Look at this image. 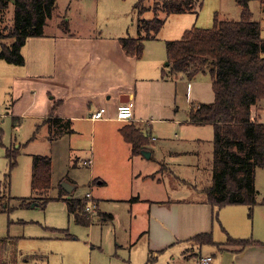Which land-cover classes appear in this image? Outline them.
Instances as JSON below:
<instances>
[{
    "label": "rangeland",
    "instance_id": "rangeland-1",
    "mask_svg": "<svg viewBox=\"0 0 264 264\" xmlns=\"http://www.w3.org/2000/svg\"><path fill=\"white\" fill-rule=\"evenodd\" d=\"M94 1L56 0L52 19L49 18L47 22L50 19H56V14L59 15L57 16L58 19H61L63 11L73 8L75 4L80 5ZM135 1L98 0L97 3L94 2L95 7L100 2V14L95 16L97 24L94 23L93 25L94 28H97L96 32L104 34L111 31V27H118L119 30L125 31L127 36H131L138 33L136 27L138 24L139 32L145 34L139 18H152L154 16L153 8L158 7L159 3L156 0H144L141 5L149 8L142 15H139L138 12L142 6L139 5L138 8L134 9L132 4ZM195 3V9L192 11L168 15L164 11L157 12L159 17L165 18V23L155 40L148 41L147 50L145 49L147 56L161 50L164 51V41L178 39L182 34L181 31L185 28L211 26L215 12L221 18L229 19H238L241 12L240 5L236 0H195ZM249 9L253 18L259 20L261 36L264 38V0H249ZM13 12L14 6L10 3L9 7L0 14V31L3 34L9 31ZM113 31L118 33L116 32L117 29ZM6 41L12 42V39L8 38ZM16 65L0 58V77H2L0 78V111L4 113H6V102H10L12 99L10 92H2L1 90L13 89L10 87L11 79H9L6 71L4 74L1 73L5 66L16 68ZM203 78L211 79L209 75ZM195 88L193 87V89ZM207 93L211 96L212 88L211 90H180L176 104V117H187L190 104L198 101V95L205 97V100ZM254 106V113L260 114L261 121H264V97L259 99ZM38 126L29 124L27 121L20 123L5 117V122L0 127V140L11 146L13 142L12 147L18 149L17 162L11 169L7 182V193L11 197L6 191L0 195V206L6 207L7 210L0 212V239L6 238L4 249L5 255L7 254L6 261L2 264H166V257L162 253H157V257L152 253L148 255L145 234L137 238L142 229L145 228L147 221L148 207L146 202L137 205L132 199L135 197L126 199L131 195L142 193L144 189L148 190L150 179L144 181L143 179H135L131 172L132 159H128L127 156L122 158L121 151L117 153L114 149L115 146L112 143L108 144L103 139L106 131L104 123H97L95 125L97 127L92 130L90 121H82L79 123V129L71 135L69 133L60 134L55 129L50 131L47 123L45 126L41 125L39 129ZM169 126L167 124L160 127L158 123L152 125V131L148 138L150 137L149 146L153 149V158H144L140 155L137 157V160H140L139 167L142 166L143 172H153L157 168V163L154 160L165 157L164 162L167 163L168 167L163 168L157 175L162 173L161 176H163L164 174L163 181L169 184L167 195L177 193L178 195H191L192 198L205 195L206 193L199 188H204L212 183V130L202 129L204 134L201 135L204 144L199 145L195 151L196 145H191V141H188L190 139L187 140L188 142L180 141V138L184 136L195 135L194 129L177 127L171 130ZM92 131L95 133V141L93 134V146L90 139ZM60 136L64 137L60 138ZM59 138L60 140H57ZM170 149L185 152L168 155ZM34 155H47L52 158L51 185L41 191L34 190L31 185ZM130 156L134 158L132 153ZM90 157L93 169L96 168L98 172L105 174L104 185L107 184V186L100 192L108 191L109 194L119 195L117 197H122V199H107L102 200V202L100 200L104 204L101 206L100 203L99 211L111 210L114 215L112 221H110L111 219L97 221L99 217L96 215L95 208L94 212L88 213L92 222L90 225H85L74 220L73 215L68 213L65 201L62 198H57V196L63 192L61 191V181L70 180L71 177L76 178L77 184L70 192L65 191L64 196L83 197L90 190L91 186L88 181V166L90 165L84 163ZM126 158L129 160L128 171H125L122 166L126 162ZM197 167L200 171L197 170ZM170 169L173 172L168 175L167 172ZM7 171L8 167H6V160L4 159L0 162V179L5 176ZM198 180L200 182H197ZM256 183L264 195V167H257ZM100 185L95 183L92 187V191L97 197L99 196L96 192L98 188L96 186ZM32 196L34 198H31ZM21 198L38 199V204L21 206ZM223 208H228V206ZM223 208H220L218 212L220 223L215 221L214 224L217 238L223 237L225 239L227 234L221 228ZM230 210L233 209H226L222 214L229 227L233 228L235 225L231 224L236 223H232V216L239 214ZM248 215L246 211L245 217L250 219L251 216ZM257 231L258 228L255 233ZM255 235L264 237V226H261L258 234ZM251 238L253 237L251 236ZM120 241L123 242L122 246L119 245Z\"/></svg>",
    "mask_w": 264,
    "mask_h": 264
},
{
    "label": "crops",
    "instance_id": "crops-1",
    "mask_svg": "<svg viewBox=\"0 0 264 264\" xmlns=\"http://www.w3.org/2000/svg\"><path fill=\"white\" fill-rule=\"evenodd\" d=\"M94 2L97 3L98 0ZM94 2L75 4L73 8L64 10L62 16L65 15L66 29L62 27V18L58 19L57 16L59 15L56 14V19L51 20V18L47 22L44 35L27 38L21 48L25 62L22 65H16V68L5 66L1 74L6 71L9 79H11L10 87L13 90H1L2 92H10L12 100L5 104L6 113L0 111V127L4 124L5 117L20 123L27 121L29 124L39 125L38 129L41 125H46L47 118H60L61 122H70L72 131L68 133L71 135L79 129V123L82 121H90L92 130L97 127L95 126L97 123H104L106 131L103 139L108 144L112 143L117 153L121 151L122 158L127 156L128 159H132L131 172L135 179H143V181L150 179L148 190L144 189L142 193L138 191L139 193L136 195L126 198L129 200L135 197V204L140 205L146 202L148 207L145 228L137 237L146 235L148 255L152 253L157 257V253H162L166 257V264H199V259L207 255L212 256L209 264H264V237L255 235L258 234L260 227L264 226V204L254 205L250 212L246 204H227L217 208L209 203L206 194L196 198H192L191 195H178L177 193L167 195L169 184L163 181L164 174L163 176H161L162 173L157 175L163 168L168 167L167 163L164 162L165 157L154 160L157 163L155 171L143 172L142 166L139 167L140 160H137V157L142 154H133L131 144L123 138L120 132V129L127 125H134L138 128L147 137V143L143 149L150 151L149 158L152 159L153 149L149 146L150 137L148 138V135L151 133L154 123L160 124V127L169 124L171 130L177 127L194 129L195 135L184 136L180 138V141H191V145H196L195 151L199 145L204 144L201 135L204 134L202 129L207 131L211 129L212 140H210L212 141L213 158V125L211 123L192 122L188 114L187 117L178 118L175 113L180 90H211V79L203 78L208 75L203 76L202 73H200L202 75L197 74L192 79L186 78L182 72L171 73L168 63H166L168 62L167 40L164 41V51L158 48L161 51L147 56L145 49L147 50L148 41L155 40L160 31L154 38L144 41L143 56L138 58L126 54L120 43V38L127 36L125 31L119 30L118 27H111V31L104 34L96 32L97 28H94L93 25L96 23L95 16L100 14V2L97 7L94 6ZM142 14L143 12L139 15ZM181 26L184 27V25ZM136 27L139 33L138 24ZM115 29L118 30L116 31L118 33L113 31ZM183 31L181 32L183 33ZM138 33L131 36L136 37ZM193 87L197 88L193 89ZM209 95V93L206 94L205 100V97L198 95V101L193 104L211 102L214 95L213 93L211 96ZM127 100L133 102L134 119L131 121L115 120L113 116L116 105ZM101 106L107 110V119L89 120L88 114ZM254 108L253 105L251 107V119L264 122L261 121L260 114L254 113ZM93 134L95 141V133L92 131L90 134L92 146ZM63 137L60 136V138ZM152 138L155 137L152 136ZM12 146L0 140V162L5 159L6 167H9V160L5 153ZM180 152L185 151L170 149L168 155H176ZM130 153L134 155V158L130 156ZM127 158L126 162L122 164L125 171L129 170V168L127 169L129 161ZM50 159L52 171V158L50 157ZM88 169V181L91 186L88 191H90L91 198L96 205V215L99 217L97 221L101 220L100 215L104 213L111 214L110 221H112L114 216L112 211L106 209L110 211L100 212V203L102 200L122 199V197L109 194L108 191L100 192L107 186V184L104 185V172L100 173L96 168L94 170L92 160ZM197 170L200 171L199 168ZM256 171L257 168L255 170L257 199L261 200L264 195L256 183ZM172 172L170 169L167 173L170 175ZM3 179L4 176L0 179V194L3 189L1 186ZM68 181L75 188L76 178L71 177ZM95 183L96 185L101 184L96 186L99 197L92 191ZM199 190L204 191L205 187H200ZM67 197L77 198V196ZM37 204L38 199H33L30 206ZM103 204L104 202L101 203V206ZM225 206L228 208H223ZM220 208H223L222 212L226 209H233L230 211H236L239 214L232 216V223L236 224H231L235 225L231 228L221 212V228L227 234L225 239L223 237L217 238L215 233L214 223L219 221L218 212ZM246 211L248 216H251L250 219L245 217ZM257 228L258 231L255 233ZM205 233L211 234L214 243L196 241L195 236ZM229 237L235 239L250 238L252 241L246 245L229 243ZM119 245L122 246L123 242L120 241ZM140 252L143 253L142 248Z\"/></svg>",
    "mask_w": 264,
    "mask_h": 264
},
{
    "label": "trees",
    "instance_id": "trees-1",
    "mask_svg": "<svg viewBox=\"0 0 264 264\" xmlns=\"http://www.w3.org/2000/svg\"><path fill=\"white\" fill-rule=\"evenodd\" d=\"M143 1L136 0L133 8H138ZM156 1L159 5L153 8L154 16L139 20L145 34L139 32L136 37L120 38L126 54L138 58L142 56L144 41L154 38L165 22V18L158 16V11L167 15L183 13L192 11L196 5L195 0ZM236 1L241 8L238 19L221 18L215 12L211 26H192L185 29L178 39L167 40L166 54L171 73L182 72L188 79L200 73L211 78L213 100L192 104L188 113L192 122L211 123L214 128L212 183L204 190L207 200L217 208L227 204H246L251 212L254 205L264 204V197L257 199L255 187V170L264 167V122L251 119V107L264 97V38L259 20L253 18L249 9V0ZM10 3L14 6L13 19L8 33L0 31V58L22 65L25 62L22 46L27 38L45 34V26L53 14L56 0H0V14ZM148 8L142 6L138 13ZM62 21V27L66 29L65 15ZM8 38L12 42L7 43ZM46 123L50 131H72L70 122H61L60 118L49 117ZM120 132L131 144L133 154L140 153L147 143V137L134 125L124 126ZM5 154L9 167L1 185L2 193H7V182L11 169L16 165L18 149L10 147ZM31 185L37 191L50 187L49 156H33ZM61 191L57 198L65 201L68 213L77 223L89 225L92 221L85 211L87 198L67 197L63 195V188ZM21 199V206H29L33 202ZM1 211H7L6 207L0 206ZM110 218L111 214L100 215L101 220ZM195 239L199 243H214L210 233L199 234ZM251 241L250 238H228L229 243L241 245ZM5 245L6 238L0 239V264L7 258Z\"/></svg>",
    "mask_w": 264,
    "mask_h": 264
},
{
    "label": "built area",
    "instance_id": "built-area-1",
    "mask_svg": "<svg viewBox=\"0 0 264 264\" xmlns=\"http://www.w3.org/2000/svg\"><path fill=\"white\" fill-rule=\"evenodd\" d=\"M107 110L105 107L101 106L93 111H91L87 118L91 121L95 120H104L107 119L106 116ZM113 118L118 121H131L134 119L133 114V102L132 100L127 101H121L116 105L115 112ZM84 163L89 164L91 163V159L88 158L84 161ZM87 201L85 204V211L87 213H91L95 211L96 205L95 202L91 198L90 191H87L85 194ZM212 260L211 255L202 256L199 259V264H209V262Z\"/></svg>",
    "mask_w": 264,
    "mask_h": 264
},
{
    "label": "water",
    "instance_id": "water-1",
    "mask_svg": "<svg viewBox=\"0 0 264 264\" xmlns=\"http://www.w3.org/2000/svg\"><path fill=\"white\" fill-rule=\"evenodd\" d=\"M168 63V62H166ZM140 153L145 157V158H149L150 156V151L149 150H146V149H141ZM61 187L67 191V192H70L73 188H74V185L69 182L68 180L64 179L61 181Z\"/></svg>",
    "mask_w": 264,
    "mask_h": 264
}]
</instances>
